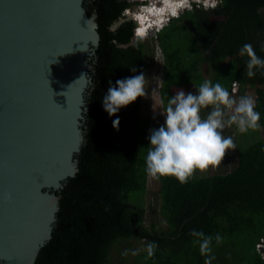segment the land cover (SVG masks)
Listing matches in <instances>:
<instances>
[{
  "label": "trees",
  "instance_id": "16d2710c",
  "mask_svg": "<svg viewBox=\"0 0 264 264\" xmlns=\"http://www.w3.org/2000/svg\"><path fill=\"white\" fill-rule=\"evenodd\" d=\"M131 7L128 0L84 4L90 17L97 16L100 36L85 95L84 143L76 157L78 173L58 192L52 238L34 264H109L113 247L130 241L157 244L153 257L142 251L134 264H205L209 257H214L211 264H264V138L258 130L233 134L226 127L222 134L233 137L236 150H227L219 167L212 168L214 174L197 178L195 171L183 185L173 176L155 179L166 228L146 226L150 176L145 158L154 123L141 115L143 97L112 117L102 104L109 81L115 85L118 79L144 73L146 67L143 46L132 44L135 25L124 14ZM120 21L123 24L113 31ZM152 39L163 54L164 88H191L196 94L206 64L213 85L220 83L230 94L234 84L242 92L255 91V111L264 127V69H255L249 78L248 57L240 54L247 43L264 59V0H219L212 9L186 10ZM208 111L202 109V118ZM117 116L119 130L112 126ZM230 161L233 169L228 172ZM192 230L212 238L206 256L200 252L201 238L190 235Z\"/></svg>",
  "mask_w": 264,
  "mask_h": 264
},
{
  "label": "water",
  "instance_id": "95a60500",
  "mask_svg": "<svg viewBox=\"0 0 264 264\" xmlns=\"http://www.w3.org/2000/svg\"><path fill=\"white\" fill-rule=\"evenodd\" d=\"M96 20L84 0H0V264H34L78 173Z\"/></svg>",
  "mask_w": 264,
  "mask_h": 264
},
{
  "label": "clouds",
  "instance_id": "9594fccd",
  "mask_svg": "<svg viewBox=\"0 0 264 264\" xmlns=\"http://www.w3.org/2000/svg\"><path fill=\"white\" fill-rule=\"evenodd\" d=\"M136 12L131 9L125 11L126 18L131 16V21L137 23L136 16L145 14L149 0L130 1ZM161 0L162 9H158L154 15L158 17L152 23H160L147 32L146 28L140 27L139 21L135 25L134 40L145 42L157 37L172 19L193 8L200 7L205 10L216 7L219 0ZM218 2V3H217ZM152 16V14H151ZM165 17V20L162 18ZM170 18L171 20H168ZM123 22V21H121ZM133 41V40H132ZM163 61V54L158 47ZM240 54L247 55V75L249 78L255 76V69H264V59L259 58L251 44H244L240 49ZM163 63V62H162ZM136 72V68H131ZM145 75H139L118 79L115 85L109 81L107 94L104 95L102 104L104 110L110 117L115 116L121 108L126 107L137 100L138 97H145L147 93L144 88ZM196 94L185 92L179 89L174 95L168 98L165 109L159 108L156 118L164 116V122L158 128L150 129L148 137L150 143L145 158L146 174L154 179L173 176L181 185L188 182L196 170L205 172L209 167H219L223 161L227 150H236L233 137L223 136L226 127L236 125L239 133L243 134L249 130H259L260 113L255 111V100L251 96H241L238 99L230 96L227 89L220 83L212 84L206 80L198 88ZM233 91V89H232ZM237 94V93H236ZM209 109L206 118L201 117V110ZM120 120L117 116L113 120L112 126L119 130ZM190 235L200 237V252L206 256L210 251L211 237H205L203 232L192 230ZM217 243L221 242V237L217 235ZM157 244L151 242L147 244V258L155 254ZM127 250L122 255H127ZM132 255H137L133 252ZM209 257L205 259V264H211Z\"/></svg>",
  "mask_w": 264,
  "mask_h": 264
},
{
  "label": "rangeland",
  "instance_id": "374dc122",
  "mask_svg": "<svg viewBox=\"0 0 264 264\" xmlns=\"http://www.w3.org/2000/svg\"><path fill=\"white\" fill-rule=\"evenodd\" d=\"M86 1L87 0H84V4L86 3ZM190 2H192V1L190 0ZM158 7L160 9H162L163 8L162 3L160 5H158ZM150 8H152V6H148L147 11L152 14V12L150 11ZM130 9H131V12L137 11V9L133 6ZM157 19H158V17L155 16L152 19H150V22L151 21L153 22L154 20H157ZM163 19L165 20V17H163L162 20ZM222 19H224V18L213 17V20H222ZM169 23L170 22H168L167 24H169ZM152 25L155 28V27H159L160 23H155ZM151 37H153V36H151ZM149 39L146 40L145 42L140 43L146 52V59H147L146 67L144 70V75H145L144 88H145V92L147 93V95L145 97H143V99H142L141 115L143 118L152 119V121L154 123V128H158L161 124H163L164 116L160 117L159 119H158V117L156 118L157 115H159V116L162 115L157 111L159 108L165 109V107L167 105L168 98L171 97L172 95H174L176 91L166 89L163 87V63L161 60V55H160V52L157 51L158 47L156 48V45L153 43L155 41V39H152V40H149ZM93 56H94V54L92 55V57ZM92 57H91V64H90L91 68H90L89 74L92 71ZM202 67H203L202 71H203L204 81H206V80H208V76L210 74H212V71L210 68L207 67L206 64H204V66H202ZM232 69L234 70V66L232 67ZM90 84L91 83L89 81L86 91L88 90ZM183 90L186 93L192 92L193 94H195L193 92V90H191V88L187 89V90L186 89H183ZM245 95L253 97L254 100L256 99L255 91L253 89H248V90L245 89L242 92V91H240L239 84H238V87L236 89H234V91H232L230 94V96H232L233 98H236V99H238L241 96H245ZM85 108H84V110H85ZM202 116H205V115L201 114V117ZM82 122H83V120H82ZM228 128L230 129L231 133H233V134H241L236 129V125H232L231 127H228ZM248 132H250L249 134H251L254 131L249 130ZM258 133H259V135L262 136V138H264V127L260 126ZM83 134H84V131H83ZM232 169H233V165L230 161L227 170L229 172ZM212 172H214L212 167H209V169L205 172H200L199 170H196V175H197V178H204V177H207L208 175H210ZM212 174H214V173H212ZM158 190H159V187H158V184L156 183V180L154 178L150 177L149 178L148 194H147L146 199H145V206H146V208H145V223H146L147 227H151V225H153L155 223L158 226V230L161 231L164 228H166V225L162 221L161 216L159 214L160 202H159V197L156 194L158 192ZM262 247H264V246H262ZM126 250H127L128 254L126 256L122 255V253H124ZM142 251L147 252V244L144 242L140 243L137 241H130L127 243H123V242L118 243L116 246L113 247V249L111 251L109 264H134V260H135L136 255H132V253L137 252V254H139ZM138 264H141V263L138 262Z\"/></svg>",
  "mask_w": 264,
  "mask_h": 264
},
{
  "label": "bare ground",
  "instance_id": "6f19581e",
  "mask_svg": "<svg viewBox=\"0 0 264 264\" xmlns=\"http://www.w3.org/2000/svg\"><path fill=\"white\" fill-rule=\"evenodd\" d=\"M158 9H160L159 7H158V5L156 6V7H152V8H150V11L152 12V16L151 15H149V14H147V13H145V14H138L137 16H136V20H137V23H138V21H139V26L140 27H143V28H146L147 29V32H149L150 31V27H151V29L153 28V30H154V27H153V23H151L150 22V19H152L153 17H155L156 15H154V13H156V11L158 10ZM156 10V11H155ZM157 17V16H156Z\"/></svg>",
  "mask_w": 264,
  "mask_h": 264
},
{
  "label": "built area",
  "instance_id": "2783aa9c",
  "mask_svg": "<svg viewBox=\"0 0 264 264\" xmlns=\"http://www.w3.org/2000/svg\"><path fill=\"white\" fill-rule=\"evenodd\" d=\"M130 1H134V0H130ZM135 1H138V0H135ZM149 2H150V4H151V6L154 8V7H156L157 5H160L161 4V0H149ZM218 3V2H217ZM217 5V4H216ZM168 20H171L170 18H167ZM155 38H157L156 36H155ZM238 87V85L237 84H234L233 85V91H234V89H236Z\"/></svg>",
  "mask_w": 264,
  "mask_h": 264
}]
</instances>
